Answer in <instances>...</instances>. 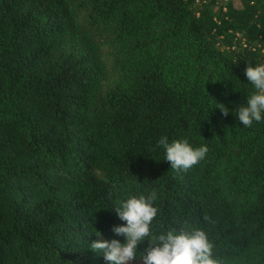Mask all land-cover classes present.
<instances>
[{"label":"trees","instance_id":"1","mask_svg":"<svg viewBox=\"0 0 264 264\" xmlns=\"http://www.w3.org/2000/svg\"><path fill=\"white\" fill-rule=\"evenodd\" d=\"M240 1L0 0V264H107L89 242L150 191L154 231L264 264V120L231 111L264 63V0ZM161 135L207 151L173 168Z\"/></svg>","mask_w":264,"mask_h":264},{"label":"clouds","instance_id":"2","mask_svg":"<svg viewBox=\"0 0 264 264\" xmlns=\"http://www.w3.org/2000/svg\"><path fill=\"white\" fill-rule=\"evenodd\" d=\"M244 75L251 89L243 102L231 111L243 126H249L254 121L264 120V63L246 61ZM216 107L223 114L229 111L220 102ZM156 144L163 149L164 159L178 169H187L196 164L207 151L206 145L193 146L186 137L170 140L167 135H161ZM156 198V192L150 191L118 199L112 205L123 223L111 226L116 235L107 239H93L88 247L102 254L107 264H129L136 259L141 264H221L213 254L208 234L200 227L180 226L154 231L152 222L157 215ZM93 232L97 237L102 236L98 229ZM121 235L123 241L117 238ZM141 244L144 246L139 247Z\"/></svg>","mask_w":264,"mask_h":264},{"label":"rangeland","instance_id":"3","mask_svg":"<svg viewBox=\"0 0 264 264\" xmlns=\"http://www.w3.org/2000/svg\"><path fill=\"white\" fill-rule=\"evenodd\" d=\"M235 3L237 5H240L241 4V1L240 0H235ZM129 264H141V262L139 261V259H136V260L130 261Z\"/></svg>","mask_w":264,"mask_h":264}]
</instances>
